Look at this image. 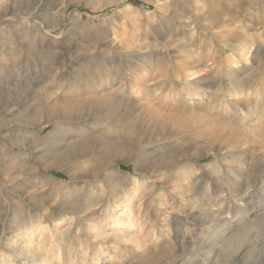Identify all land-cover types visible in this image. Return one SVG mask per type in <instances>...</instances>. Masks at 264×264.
I'll list each match as a JSON object with an SVG mask.
<instances>
[{"label":"rangeland","instance_id":"1","mask_svg":"<svg viewBox=\"0 0 264 264\" xmlns=\"http://www.w3.org/2000/svg\"><path fill=\"white\" fill-rule=\"evenodd\" d=\"M0 264H264V0H0Z\"/></svg>","mask_w":264,"mask_h":264},{"label":"bare ground","instance_id":"2","mask_svg":"<svg viewBox=\"0 0 264 264\" xmlns=\"http://www.w3.org/2000/svg\"><path fill=\"white\" fill-rule=\"evenodd\" d=\"M198 94V93H197Z\"/></svg>","mask_w":264,"mask_h":264}]
</instances>
